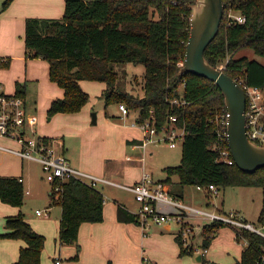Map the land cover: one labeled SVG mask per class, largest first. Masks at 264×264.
I'll return each instance as SVG.
<instances>
[{
	"label": "trees",
	"instance_id": "16d2710c",
	"mask_svg": "<svg viewBox=\"0 0 264 264\" xmlns=\"http://www.w3.org/2000/svg\"><path fill=\"white\" fill-rule=\"evenodd\" d=\"M13 0H5L0 12ZM196 0H65V11L59 18L28 17L25 28L27 58H43L49 63V76L65 94L51 102L49 117L58 112L80 111L90 94L81 85L84 79L106 84L102 96L108 106L125 102L130 111L138 112V120L154 117L160 129L172 114L178 126H184L182 158L179 165L167 166L166 179L178 176L184 185L216 187L230 185L264 187V167L247 172L236 162L219 159L220 125L217 115L227 111L225 97L211 79L195 73H180L185 61L190 36V17ZM225 12L220 30L208 45L205 56L233 78L241 77L264 90V64L248 56H235L242 48H251L264 56V0H223ZM232 9L246 17L243 23L233 21L227 13ZM134 63L145 66L143 95L124 90L123 77L115 64ZM7 67L8 61L0 59ZM182 90V91H181ZM25 85L17 82L16 93L24 95ZM186 100L173 105L171 100ZM22 181L15 176L0 175V199L14 206L24 202ZM52 203L62 207L57 242H78L81 223L103 220L104 195L95 186L71 178L63 183L60 194H52ZM228 214V213H227ZM118 219L136 221L135 214L118 205ZM264 220V215L260 217ZM249 222L247 219H243ZM6 231L0 237L26 242L19 259L12 264H42L46 237L36 231L22 212L6 217ZM229 225L215 220L203 229V249H208L219 229ZM232 226V225H231ZM234 227L236 239L246 244L241 259L235 264H264V236L248 228ZM180 254L192 252L186 248L182 234L176 235ZM185 246V247H184ZM202 259H204V252Z\"/></svg>",
	"mask_w": 264,
	"mask_h": 264
},
{
	"label": "crops",
	"instance_id": "0c3cea01",
	"mask_svg": "<svg viewBox=\"0 0 264 264\" xmlns=\"http://www.w3.org/2000/svg\"><path fill=\"white\" fill-rule=\"evenodd\" d=\"M64 11L65 0H13L5 10L0 12V59L9 62L7 67L0 65V83L8 92H16L17 82L25 85L24 95L27 98L29 110L38 117L39 133L45 137L56 139L57 145L74 167L119 184L137 182L145 170L152 173L156 181L166 179L165 176H158L148 168L147 159L145 161L141 159L143 133L139 127L132 124L137 114L124 116L118 107L116 111L111 109L101 111L103 115L96 111V122H93L92 115L94 112H91L93 110L90 100L91 94L83 83L85 79L81 80L80 83L89 92L90 101L78 112H58L47 119L51 102L56 98L63 97L65 91L50 79V67L47 60L26 57V19L32 16L59 18ZM105 87L106 84L103 82V86L100 87L101 95ZM59 141L63 142V145ZM6 154L10 153L3 155L0 162V175L22 176L25 185L26 178L23 168L14 175L2 172L1 166ZM17 157L25 161L19 156ZM176 176L173 175L171 181L165 182L171 193L184 202L195 206V198L186 195V185H180L178 183L179 178ZM30 186L28 185L25 190L28 195L32 193ZM95 187L102 192L105 198L104 217L99 222L85 221L81 223L78 234L80 251L77 259H73L77 254L75 244L57 242L56 237L59 234L62 207L52 203L51 184L49 182L47 200L44 199V203L48 205L44 208L37 207L34 210L35 217L26 218L36 231L46 237V246L57 242L54 243L59 246L55 245L54 261L59 258L62 260V264H160L163 259L171 258L175 264H183L184 258H181L179 254L180 247L176 240L177 233L170 232V230L166 233V231L161 230L153 233L152 237L148 234L149 231H146L147 229L138 222H123L118 219L119 204L131 213L138 210L140 202L132 191L119 185L104 182H99ZM196 190L202 191L197 186ZM208 191L216 193L213 190ZM41 193V188H38L34 195L42 199ZM209 202L212 203V206L219 208L220 203L217 198L215 201L208 199L205 203L208 205ZM18 207L0 199V233L6 231V217L19 213ZM166 208L169 210L174 207ZM37 209L48 210L49 216L38 215ZM52 212H55L54 217ZM230 212H236L240 219L245 218L240 211L231 210ZM39 218L45 220L46 225L40 226L37 222ZM169 227L170 225H166V229ZM225 233L231 235V238H225ZM235 236L236 232L232 226L221 227L218 234L213 238L210 248L204 254L208 253L209 259L232 256L234 263H236L241 259L244 243L242 245L236 244ZM167 241L170 242L169 247L166 246ZM221 242L226 247L217 251L216 245ZM25 245L26 242L22 239L0 237V264L16 262L19 259L21 248ZM150 246L153 247L150 248Z\"/></svg>",
	"mask_w": 264,
	"mask_h": 264
},
{
	"label": "built area",
	"instance_id": "2783aa9c",
	"mask_svg": "<svg viewBox=\"0 0 264 264\" xmlns=\"http://www.w3.org/2000/svg\"><path fill=\"white\" fill-rule=\"evenodd\" d=\"M233 21L243 23L246 21L245 15L233 12L230 9L227 13ZM223 62L218 67L225 68ZM243 87L246 94V133L252 141L264 145V90L261 87L249 84L241 77L234 78ZM173 105H183L186 100L174 98L171 100ZM119 110L124 116L130 114L126 104L120 103ZM138 115L134 126L141 129L143 133L141 147L143 154L142 161L147 158V147L151 143L167 142L170 147H176L180 141H183L186 129L184 126H178L177 115L172 114L168 123L160 129L156 126L154 117L138 120ZM230 113L226 112L217 115L215 120L221 126L218 131L219 143L216 148L219 151V159L230 164L235 162L228 141V123ZM11 141L14 145H5L0 141V162L4 153L14 154L23 160H31L40 164L44 178L51 184V195L60 194L63 190V183L71 178L78 179L89 185L96 186L99 182L112 183L132 191L140 202L138 210L134 213L136 221L144 228L148 229L152 224H162L173 220H182V216L198 214L203 218L209 219V223L215 220L223 221L229 225L248 228L264 236V229L256 227L251 222H245L240 219L236 212L228 214H219L199 207L192 206L182 199L175 197L168 185L162 181H156L149 171H143L141 178L133 184H119L107 178L98 177L94 174L74 167L65 153L57 145L56 139H51L41 135L38 131V117L32 113L28 107V101L25 95L16 92H8L4 85L0 83V139ZM62 145L63 142L59 141ZM23 182V177H18ZM200 190L217 191L214 184L208 186L197 185ZM174 207L179 213L168 212L166 207ZM38 215L49 216L46 209H37ZM264 227V226H263ZM184 244L186 237L182 233ZM207 249H203L206 252ZM56 264H62V260L56 258Z\"/></svg>",
	"mask_w": 264,
	"mask_h": 264
},
{
	"label": "rangeland",
	"instance_id": "374dc122",
	"mask_svg": "<svg viewBox=\"0 0 264 264\" xmlns=\"http://www.w3.org/2000/svg\"><path fill=\"white\" fill-rule=\"evenodd\" d=\"M5 0H0V9L3 6V2ZM233 12L238 13L235 10ZM236 56H248L250 59H255L264 64V56H261L254 52L251 48H242L241 50L237 51ZM116 70H118L124 83V90L128 91L134 95L142 96L143 91V81H144V73H145V66L143 64L135 65L134 63H126V64H115ZM87 90L90 91L91 94V102L93 105V110L91 112H99L101 115V111L106 110V101L105 98L100 94V87L103 86V82L95 81V80H88L85 79L83 81ZM182 91V90H181ZM89 100V101H90ZM124 103L125 102H120ZM119 102L116 103L117 105L120 104ZM116 104H111L108 106V110L116 111L118 106ZM135 113V114H134ZM130 114L138 115L136 111H130ZM49 115L47 113V119H49ZM93 120V115H92ZM102 123V121H101ZM103 129V128H100ZM0 141L5 145H14L11 141L6 139H0ZM182 148H183V141H180L178 145L174 148H171L167 142H156L151 143L147 147V166L149 169L153 170L156 175L165 176L167 177V173L165 171L166 166H174L179 165L181 163L182 158ZM152 152V154H150ZM2 172L8 175L17 174L19 170L23 168L25 174V185L24 190H26L28 185H31V194H26V198L21 206H19V212H22L25 216V219L32 216L35 217L34 210L37 207L44 208L47 205L44 203V199L47 200V186L48 181L43 177L42 168L39 163L31 160H20L14 154H6L4 161L2 163ZM177 177V176H176ZM101 184V183H100ZM38 188H41V197L42 199L38 198L36 194ZM101 189V187H99ZM217 193V194H216ZM216 193L210 192L207 190H202L201 192L196 190V185H186V195L189 197L195 198L194 203L195 206H198L202 209L212 211L219 214H227L231 210H237L242 213L251 223H253L256 227L264 229V220L261 221L262 214L264 215V187L262 186H238V185H230L226 187H217ZM217 198V201L220 203L219 208L212 206V203L209 202L208 205L205 203L208 199L214 200ZM45 205H44V204ZM168 212L172 213H179L176 208H172L167 210ZM227 212V213H225ZM55 212H52V216L54 217ZM209 219L203 218L198 214H190V216H182V220H173L170 222L162 223V224H152L150 228L146 231H149L153 237V233L160 232L161 230L168 232H175L177 234L184 233V237H186V243H188L186 248L192 249V252H187L181 255V258H184L183 264H235L234 257L228 256L229 258H222V257H215L216 259H209L207 256L208 253L204 254V259L199 261L197 256L203 255V229L204 226L209 223ZM37 222L40 226L46 225V221L43 219H37ZM166 225H170L169 229H166ZM224 226H231V225H224ZM223 226V227H224ZM233 227V226H232ZM234 228V227H233ZM252 231V230H251ZM219 232V231H218ZM255 232V231H254ZM218 234V233H217ZM225 238L230 239L231 235L227 233L224 234ZM58 238V237H56ZM52 241V240H51ZM234 241V240H233ZM235 243L246 244L245 240L240 237L236 239L235 236ZM54 243H57L56 241ZM50 243V246H46V241L44 248L42 250V264H55L54 261V251L55 245L57 247L58 244ZM24 245V244H23ZM170 242H166V246L169 247ZM184 246V247H185ZM153 246H150L152 248ZM226 245L221 242L220 244L216 245V250H223ZM210 248V247H209ZM233 252V251H232ZM160 264H175L171 258L163 259ZM180 264V263H179Z\"/></svg>",
	"mask_w": 264,
	"mask_h": 264
},
{
	"label": "water",
	"instance_id": "95a60500",
	"mask_svg": "<svg viewBox=\"0 0 264 264\" xmlns=\"http://www.w3.org/2000/svg\"><path fill=\"white\" fill-rule=\"evenodd\" d=\"M225 12L223 0H196L190 17V36L180 73H195L213 80L221 89L227 110L228 141L237 166L247 172L264 167V145L248 138L246 133V94L232 76L212 65L205 56L208 45L217 36ZM96 122V113H93ZM200 261L201 255L197 256Z\"/></svg>",
	"mask_w": 264,
	"mask_h": 264
}]
</instances>
